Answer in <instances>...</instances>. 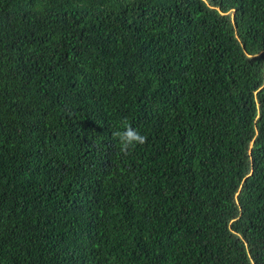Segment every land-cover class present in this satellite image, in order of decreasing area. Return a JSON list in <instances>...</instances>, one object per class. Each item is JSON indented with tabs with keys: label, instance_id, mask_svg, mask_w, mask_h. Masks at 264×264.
Returning <instances> with one entry per match:
<instances>
[{
	"label": "trees",
	"instance_id": "trees-1",
	"mask_svg": "<svg viewBox=\"0 0 264 264\" xmlns=\"http://www.w3.org/2000/svg\"><path fill=\"white\" fill-rule=\"evenodd\" d=\"M0 264H264V0H0Z\"/></svg>",
	"mask_w": 264,
	"mask_h": 264
},
{
	"label": "clouds",
	"instance_id": "clouds-1",
	"mask_svg": "<svg viewBox=\"0 0 264 264\" xmlns=\"http://www.w3.org/2000/svg\"><path fill=\"white\" fill-rule=\"evenodd\" d=\"M113 135L119 140V148L122 155H129L135 147L142 146L147 141V136L133 130L130 126L123 131L114 132Z\"/></svg>",
	"mask_w": 264,
	"mask_h": 264
}]
</instances>
